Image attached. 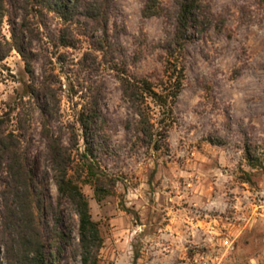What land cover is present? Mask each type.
Masks as SVG:
<instances>
[{
	"label": "rangeland",
	"instance_id": "obj_1",
	"mask_svg": "<svg viewBox=\"0 0 264 264\" xmlns=\"http://www.w3.org/2000/svg\"><path fill=\"white\" fill-rule=\"evenodd\" d=\"M144 2L114 0L109 32L128 57L131 71L153 76L163 70L166 52L161 45L174 32L178 5L177 0H161L167 13L145 18ZM201 2L209 25L188 47L184 87L162 149L129 142L125 122L133 119V109L114 73L107 67L99 73L104 81L100 106L110 119L112 147L102 165L118 178L114 193L101 201L83 185L104 238L100 264H134L137 252V264H264V169L251 168L243 150L247 141L264 145V3ZM5 4L0 54L9 53L0 59V112L30 144L34 173L41 177L49 172L52 200L71 221L77 240L79 217L52 178L38 101L27 93L32 79L21 54L10 46L16 31L34 57L36 85L52 77L59 88L56 126L70 145L69 132H81L83 86L95 77L81 64L91 50L90 39H82L79 48L58 47L53 38L63 25L60 18L47 12L41 22L30 14V35L23 25V0ZM62 52L67 60L59 62ZM213 136L225 143H211ZM79 148L84 149L83 140ZM58 264L81 263L65 249Z\"/></svg>",
	"mask_w": 264,
	"mask_h": 264
},
{
	"label": "trees",
	"instance_id": "obj_2",
	"mask_svg": "<svg viewBox=\"0 0 264 264\" xmlns=\"http://www.w3.org/2000/svg\"><path fill=\"white\" fill-rule=\"evenodd\" d=\"M177 5L174 32L170 40L161 45L166 52L162 72L141 76L131 71L128 57L109 32L114 0H23V25L30 35H34V29L29 15L34 13L42 22L47 12H51L63 21L53 38L56 46L79 48L82 39H90L91 50L84 53L81 64L95 77L83 86L86 101L78 114L81 132L72 129L69 132L72 142L66 145L56 126L61 111L59 88L52 77L36 85L32 52L25 47L20 34L13 32L14 44L10 49L15 48L21 54L32 79L27 93L38 101L41 133L47 141V153L52 162V178L60 196L74 207L79 217V236L77 240L73 238L71 221L52 200L49 172L41 177L34 173L35 159L30 144L20 132L10 128L9 118L0 112V178L3 181L0 264H58L65 249L81 264H100L104 238L99 223L92 217L83 185H89L101 201L114 193L118 178L102 165L103 156L110 155L112 147L110 119L100 106L104 81L99 73L103 67L114 73L124 98L133 109V119L125 122L129 142L162 149L167 144L175 121L177 99L184 87L188 47L204 35L209 25L208 11L201 0H177ZM5 6V0H0V24L6 15ZM166 13L161 0H145L142 7L145 18ZM8 53L9 50L1 53L0 59ZM138 57L142 54L137 60ZM57 60L66 61L65 53H60ZM81 140L84 142L82 151ZM209 141L225 143L224 139L214 136ZM243 150L251 168L264 169V145L247 141ZM138 259L137 252L134 264Z\"/></svg>",
	"mask_w": 264,
	"mask_h": 264
}]
</instances>
